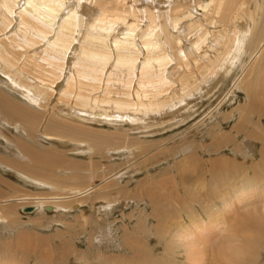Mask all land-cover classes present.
I'll return each instance as SVG.
<instances>
[{
	"label": "bare ground",
	"instance_id": "obj_1",
	"mask_svg": "<svg viewBox=\"0 0 264 264\" xmlns=\"http://www.w3.org/2000/svg\"><path fill=\"white\" fill-rule=\"evenodd\" d=\"M0 73V148L5 145L10 152L21 146L29 159L21 157L20 163L0 152V167L14 173L3 174L19 182L0 175L2 230L16 223L12 206L21 211L31 207L23 213L45 216L48 209L69 210L84 202L103 211L116 201L130 202L132 191L123 187L122 195L119 186L111 189V177L132 167L117 162L130 158L140 171L142 164L156 166V158L168 161V150L155 158L145 138L187 124L200 113L201 100L218 101L228 81L238 78L236 86L247 98L246 109L238 108L249 111L250 118L257 116L258 124H249L241 112L234 131L219 133L222 139L204 148V156L196 153L174 163L169 193L180 212L174 211L175 220L166 197L170 188H151L145 197L165 204L167 230L162 232L193 250L190 262L205 258L201 249L196 251L201 235L208 244L216 241L215 254L233 258L244 253L235 240L240 228L254 245L263 239L264 130L259 125L264 123V0H0ZM232 92L221 105L235 103L237 93ZM126 124L133 125L125 130ZM144 130V137L138 136ZM230 134L235 142L248 136L245 142L259 148L260 159L236 164L228 157L215 158L232 144ZM38 140L51 148L32 145ZM159 146L166 148L165 143ZM156 222L161 224L159 217ZM95 238L88 239L91 248L103 244ZM20 239L0 246V264H27L32 257L37 264H52L56 254L50 239L46 247ZM120 242L125 248L126 240ZM258 245L248 248L254 259L257 249L264 252ZM73 250L83 263L88 261V253ZM105 256L98 261L112 259V264L121 255Z\"/></svg>",
	"mask_w": 264,
	"mask_h": 264
},
{
	"label": "rangeland",
	"instance_id": "obj_2",
	"mask_svg": "<svg viewBox=\"0 0 264 264\" xmlns=\"http://www.w3.org/2000/svg\"><path fill=\"white\" fill-rule=\"evenodd\" d=\"M0 76L2 77V75ZM196 77H198L197 73H196ZM236 83H238V78H235L233 80L230 79L228 83L226 84L225 90L222 91L223 93H218V101H215L214 99L210 100L209 97L204 98V100H201L202 104L198 103L199 104L198 110L200 113L198 114L196 118H191L192 120H190L187 124H183V125L175 127L174 129H168L166 131H163V133L148 136L145 138L144 142L149 141V143H146L148 144V147H152L155 150L154 152L155 158L157 156L166 154L164 152L168 150L167 154L170 155V158L168 161L163 160V159L159 160L158 158H156L155 161L156 162L159 161L156 166L153 163H151L150 166H148V164H142L139 166L140 171H137L135 169L133 162L130 158H127L125 160L118 161V162L116 161L118 164L127 165L128 163H130L132 164V167H128L127 169L123 170L120 174L116 176L113 175L111 177L112 184H113L111 189L119 186L121 190L117 188V191L120 193L122 191V195H124L123 194L125 193V191L123 190V187H124L125 190L132 191L135 194L133 195V198H132L133 200H130V202L116 201L115 204L111 205L112 207L108 211L97 209L98 212L100 211V213L98 214L96 213L97 210L95 207L91 208V206L93 205L90 202H84L85 204L77 206V208L75 207L68 208L69 210H66L67 208H64V209L56 208V210L48 209L45 212L46 213L45 216L42 214L40 215L38 212L37 213L29 212L25 214L23 213L25 212L24 211L25 209L31 208V207H26L22 209L23 211H21L19 210L18 206H12L11 215L16 219V223L13 224L9 229L4 228L2 230L0 228V246L6 245V244L15 245V242H14L15 239L16 241H18L17 239L24 238L29 241H32L31 243L33 244L39 245L40 242L41 244L44 243L43 245L44 247H46L45 241L50 239L48 240V242H50V245L52 247L51 253H53V255L56 254L54 259L51 258L53 260L52 264H100V263L109 264L111 263L112 259H108L103 262L98 261V258H100V256L103 254L104 256L107 255L105 257H111L112 255L113 256L121 255V256H118L116 260H113L114 263L112 264H118V263L119 264H137V263L138 264H168L169 262L171 264H196V263L197 264H230V263L231 264H239V263L240 264H249V263L264 264V252L262 253L261 247L260 249H257L258 253H256L255 255L258 254L259 256L258 255H257L258 257L255 256V259L253 255H250L251 253L250 250H249L250 252L248 253V248L250 247L257 246L258 244H259L258 247L264 246V236H263V239L260 240V242L262 241L261 243L258 240L259 243L254 245V240L252 238L250 239V237L248 236V231L246 229L243 230V227L240 228L241 233L239 232V238L240 237L241 238L240 239L237 238L235 240L237 241V245L240 243L238 245V248L239 250L242 249L243 250L242 252L244 253L237 254L236 258H233L231 255L226 254V253L224 255L215 254L217 252L219 253V250L217 249L218 247H217L216 241H212L211 243L208 244L207 243L208 237L205 236L207 237L205 241V237L201 235V239H199L198 237L200 236V234H198L197 238L200 241L199 244L200 243L201 244L200 245L198 244L199 247H196V251L198 250L200 251L201 249L205 258L203 259V262L195 261L196 262L195 263V262L188 261V258L192 255L193 250L183 249L182 247L184 246L179 244V240L178 241L173 240L172 233L167 236H165L164 234V232H166L165 230H167L166 226L164 225V216H163V210L164 208H166L165 204L149 203L148 199L145 197L146 191L150 190L151 188H155L157 190H160L161 188L165 189L166 186L170 188L169 191L165 189L167 191L166 197H167L168 202L169 203L171 202L172 203L171 205H173V207L171 206L168 207V209H170L172 213L171 220L173 219L175 220L176 216L178 217V215H176L175 212L178 214L180 212L178 211V209H176L178 208L177 206L178 204L173 202V200L176 199V197H173V194L171 195V193H169L172 190L169 174L170 173L173 174L172 170L174 171V163L176 161L182 160L183 158L194 156V154L196 153L197 155L200 154L202 156L204 154V152H202L204 148L209 147V145H211L218 138L222 139L219 133L230 132L231 129L234 131V128H235L234 125L238 122V119L240 121L239 114L241 112L243 114H246L245 117L247 119L249 118V124H252V125L258 124L259 119L257 118V116H253L250 118L251 115L249 111L239 110L240 108L238 107H242V105L246 102L247 98L245 97V93L242 90L238 89V87L236 86ZM232 91L237 93V99L235 103H232L230 105L228 102H226L225 105H221L220 102L224 101V97H226L227 94L233 93ZM55 101H56L55 98L51 99L50 105H52V107L55 106ZM242 108L246 109V107L244 106ZM232 112L236 113L234 118L231 117V115L233 114ZM1 123L5 124L4 122H1ZM131 125L126 124L125 130H129L132 127ZM259 127L260 129L264 130V123L259 125ZM144 132H146V130L140 131L138 133L139 134L138 136L140 137L143 136ZM261 135L264 136V132ZM247 139H249L248 136H241L238 138L237 140L238 142H235L234 136L230 134V142H232V144L228 146V148L221 150L220 154H218L217 157L215 158L228 157L230 159L237 160L235 161L236 164L238 163L241 164L243 160L245 164H249L256 160H259L260 159L259 158L260 155H258L259 148H253L250 144H247L245 142ZM37 142L33 143L32 145L34 146L37 145V147L41 146L45 149L48 147L51 148L52 146V144H48L44 142L40 143L39 140ZM161 143L163 145L165 143L166 145V148L163 150H162V147L159 146ZM243 147H245V149H243V152H242L240 149ZM4 148L6 151L4 150ZM0 152H2L5 156H12L14 160H17L20 163H22L20 161L21 157H24V158L26 157L28 159L27 154L24 153V150L21 146H14L12 149H10V152H9L6 149L5 145H2V147L0 148ZM26 158H25L26 161L24 162H27ZM78 158H75V159H78ZM83 159H84V162L87 160L85 157H80L78 160L83 161ZM152 164H153V167H152ZM125 167L127 166H124L122 168H125ZM4 171L11 172L9 169H7L4 166L3 168L0 167V175H2V177L8 180H11L12 182L19 183L17 182L16 179L9 178L11 176L8 177L5 174H3ZM230 172H234V171H232L231 169H227V173H230ZM133 173H137V174L135 176H132ZM14 177L16 178V176ZM133 177L134 179L132 181L131 178ZM139 184L140 186L142 184L143 188L142 186L139 187L138 186ZM95 190H97L96 185H95ZM140 191L141 193L138 194ZM101 192L104 193L106 192V190H103ZM140 197L144 200V202L139 201V204H137L138 200L139 199L141 200ZM26 201L27 200H25V202ZM88 203H89V206L86 205ZM31 205H35V204H31ZM260 207L261 205L258 208ZM158 210L160 214L155 213ZM260 210L263 211V209H260ZM17 212L19 213L20 217H18ZM262 213H264V211ZM183 215L184 214H182V216ZM104 217H106V219ZM157 217H159V223L161 224H158L156 222ZM161 217H163V221ZM85 220H88L89 222L86 225L84 224ZM138 220L142 222V226H145V224H147L148 227L145 229L144 227L141 228L139 225H137ZM79 222L80 223L82 222L81 223L82 225ZM154 226H158V227H154ZM126 229H129L130 232L131 230L133 231L134 229V233L136 234L129 233L127 234L128 236L124 235L125 234L124 232ZM143 229L147 233L145 232L143 233ZM81 230L83 232H80ZM162 230L164 232H162ZM263 232L262 234L264 235ZM157 234L159 236H157ZM129 235L131 236V238ZM93 236L96 237L95 239H98L97 242L101 240L103 244L98 246L96 245L97 244L96 243L95 246L91 248V245L88 239H90ZM260 237H262V235H260L258 238ZM243 238H245V240ZM122 240H126V242H125V248L121 249L119 247V244H121L120 241ZM202 240H204L206 243L201 242ZM211 245H214V247ZM75 248L78 250V252H81L85 255L88 253V255H86V258L88 259L87 262L83 263L82 260L80 259L81 258L80 255L73 254V251H74L73 249ZM243 248L246 250H244ZM133 249H135V251ZM232 249H233V244H232ZM263 250H264V247H263ZM214 251L216 252L214 253ZM245 251L248 254L245 253ZM242 255L245 258H247V260ZM199 256L201 257V255ZM19 257L23 258V254ZM215 257H217V259H215ZM220 257L222 260L220 259ZM3 258L9 259V260L13 259L11 257H3ZM216 260L219 262L217 263ZM35 261L36 259L34 257L25 260L27 264H37ZM253 261H256L257 263L256 262L253 263Z\"/></svg>",
	"mask_w": 264,
	"mask_h": 264
},
{
	"label": "water",
	"instance_id": "obj_3",
	"mask_svg": "<svg viewBox=\"0 0 264 264\" xmlns=\"http://www.w3.org/2000/svg\"><path fill=\"white\" fill-rule=\"evenodd\" d=\"M30 209L32 210V208H28L29 211H31Z\"/></svg>",
	"mask_w": 264,
	"mask_h": 264
},
{
	"label": "crops",
	"instance_id": "obj_4",
	"mask_svg": "<svg viewBox=\"0 0 264 264\" xmlns=\"http://www.w3.org/2000/svg\"><path fill=\"white\" fill-rule=\"evenodd\" d=\"M29 206V205H28Z\"/></svg>",
	"mask_w": 264,
	"mask_h": 264
}]
</instances>
